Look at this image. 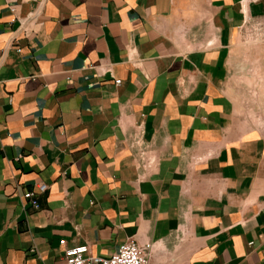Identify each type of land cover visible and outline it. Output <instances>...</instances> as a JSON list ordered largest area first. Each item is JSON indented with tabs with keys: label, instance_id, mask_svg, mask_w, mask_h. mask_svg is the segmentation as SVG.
Here are the masks:
<instances>
[{
	"label": "crops",
	"instance_id": "1",
	"mask_svg": "<svg viewBox=\"0 0 264 264\" xmlns=\"http://www.w3.org/2000/svg\"><path fill=\"white\" fill-rule=\"evenodd\" d=\"M253 24L264 0H0V264L128 238L148 264H264V136L234 75Z\"/></svg>",
	"mask_w": 264,
	"mask_h": 264
},
{
	"label": "rangeland",
	"instance_id": "2",
	"mask_svg": "<svg viewBox=\"0 0 264 264\" xmlns=\"http://www.w3.org/2000/svg\"><path fill=\"white\" fill-rule=\"evenodd\" d=\"M239 53L234 71L237 95L252 128L264 136V25H249Z\"/></svg>",
	"mask_w": 264,
	"mask_h": 264
},
{
	"label": "built area",
	"instance_id": "3",
	"mask_svg": "<svg viewBox=\"0 0 264 264\" xmlns=\"http://www.w3.org/2000/svg\"><path fill=\"white\" fill-rule=\"evenodd\" d=\"M261 0H240V5L245 8L248 3H254ZM116 84L120 83V79H115ZM141 138V132L136 140ZM143 151L139 154L145 156ZM154 168V159L146 158L136 161V169L142 171H151ZM36 191H26L23 193V198L31 203L35 208L38 207L36 194L46 190L45 183H37ZM59 244L64 246L63 263L62 264H148V253L150 244L145 243L139 245L133 238H128L125 242L119 245L118 249L109 256L90 255L86 244H78L65 246V239H60Z\"/></svg>",
	"mask_w": 264,
	"mask_h": 264
}]
</instances>
